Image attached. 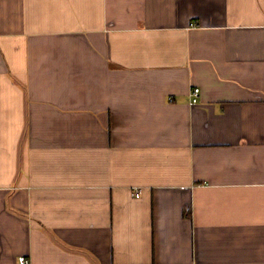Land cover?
<instances>
[{
	"label": "crops",
	"instance_id": "0c3cea01",
	"mask_svg": "<svg viewBox=\"0 0 264 264\" xmlns=\"http://www.w3.org/2000/svg\"><path fill=\"white\" fill-rule=\"evenodd\" d=\"M22 255L264 264V0H0V264Z\"/></svg>",
	"mask_w": 264,
	"mask_h": 264
},
{
	"label": "built area",
	"instance_id": "2783aa9c",
	"mask_svg": "<svg viewBox=\"0 0 264 264\" xmlns=\"http://www.w3.org/2000/svg\"><path fill=\"white\" fill-rule=\"evenodd\" d=\"M200 93H201V90L199 87H194L191 89L190 94H189L191 98L190 100L191 104H196L199 102ZM132 194L135 197H139L141 195V189L133 188ZM18 264H32V263L29 257L22 255V256H19L18 258Z\"/></svg>",
	"mask_w": 264,
	"mask_h": 264
}]
</instances>
